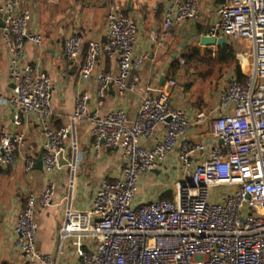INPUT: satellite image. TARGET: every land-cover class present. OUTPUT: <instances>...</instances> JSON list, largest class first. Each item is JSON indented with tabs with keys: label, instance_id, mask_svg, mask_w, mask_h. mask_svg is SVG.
Returning a JSON list of instances; mask_svg holds the SVG:
<instances>
[{
	"label": "built area",
	"instance_id": "2783aa9c",
	"mask_svg": "<svg viewBox=\"0 0 264 264\" xmlns=\"http://www.w3.org/2000/svg\"><path fill=\"white\" fill-rule=\"evenodd\" d=\"M23 2L0 1V30L10 53L14 86L9 104L17 124L28 115L37 118L44 138L45 172L52 176L61 168L59 155L65 156L70 139L76 146V127L85 121L92 126L96 158L103 147L121 150L124 156L120 177L100 183L89 210L67 208L55 256L38 250L36 221L37 206L46 210L53 204L54 179H48L39 200L34 194L28 196L15 226V247L25 264H61L65 244L72 237L78 264H264V0H225L210 31L209 36L249 44L238 54L242 77L228 83L219 113L210 121V135L217 141L212 148L189 138L190 130L210 116L200 111L190 119L174 107L175 81L158 90L145 89L133 121L123 108L91 114L90 97L82 93L70 123L53 128L52 78L24 64L26 44L41 48L43 36L32 29V15ZM200 5L201 0H180L169 6L161 39L176 26L197 19ZM106 23L105 38L87 44L81 77L90 79L101 58H117V73L97 75V92L103 98L113 85L124 98L139 89L137 71L146 56L135 54L138 25L114 3L109 5ZM84 42L79 32L68 37L66 56L71 60L82 56ZM159 126H164L162 138H156ZM143 139L153 145L142 146ZM25 145L24 133H1L0 162L13 163ZM174 154L184 179L176 183L173 199L135 204L141 179L160 171ZM25 163L28 172L37 164L33 158ZM219 188L227 190L217 193Z\"/></svg>",
	"mask_w": 264,
	"mask_h": 264
},
{
	"label": "crops",
	"instance_id": "0c3cea01",
	"mask_svg": "<svg viewBox=\"0 0 264 264\" xmlns=\"http://www.w3.org/2000/svg\"><path fill=\"white\" fill-rule=\"evenodd\" d=\"M177 1L180 0H24L23 8L32 15V29L43 36L41 48L32 43L26 44L24 64L44 71L52 78L53 128L58 129L70 123L76 98L82 93L90 97L91 114L97 112L106 115L123 108L133 121L140 109L145 89L158 90L168 82L175 81L171 96L173 106L184 110L190 119L200 111H206L210 116L205 124L190 130L189 138L209 148L217 144L210 135V121L219 113L220 97L228 86L222 85L223 80L228 79L223 75L220 79L212 80L219 47L203 46L200 41L203 36H209L211 29L218 23V10L225 0H201L199 17L176 26L162 40L165 11ZM111 3L116 4L122 14L138 25L135 54L146 56L143 66L137 71L140 77L139 89L124 98L119 96L113 85L107 89L103 98L97 92V75L101 71L117 73V58H101L90 79L81 77L88 42L105 38L106 16ZM77 32L85 36L84 54L71 60L65 54L64 44L68 37ZM153 35L157 39L154 40ZM194 49L199 51L198 58L202 63L193 65L186 62L185 56ZM10 66V53L0 30V134L24 133L26 136V145L16 160L9 165L0 162V264H25L24 255L15 247V226L28 196L34 194L39 200L48 179H54L57 188L52 206L46 210L39 206L36 208L38 250L53 255L57 252L59 242L58 221L64 220L67 208L71 206L76 211L89 210L100 183L120 177L124 156L121 150L103 147L101 156L96 158L92 126L85 121L76 127V146L73 138L66 145L64 157L70 162L75 159L74 165L63 166L52 176L43 167L39 168L38 163L44 152L43 133L33 115L24 117L20 124L15 122L14 109L9 104L14 88ZM163 136L164 126H159L156 138ZM141 145L151 147L153 141L143 139ZM27 158L37 162L29 172L26 171ZM168 171L177 172L175 185L184 179L177 154L170 156L160 171L143 177L139 187L152 176L158 177ZM156 190L159 198L167 192L172 193L169 188L159 186ZM74 239L72 237L65 244L61 264H78Z\"/></svg>",
	"mask_w": 264,
	"mask_h": 264
},
{
	"label": "rangeland",
	"instance_id": "374dc122",
	"mask_svg": "<svg viewBox=\"0 0 264 264\" xmlns=\"http://www.w3.org/2000/svg\"><path fill=\"white\" fill-rule=\"evenodd\" d=\"M235 50L238 54L248 50L249 45L246 42H236L234 43ZM237 63L240 65V61L238 56L236 55ZM235 66H217L215 68V76L212 78V80H216V78L220 79L223 75H226L227 79L223 80L222 85H228V83L235 77ZM222 82V81H221ZM176 172V171H175ZM171 172L168 171L166 173H162L160 176H152L150 179H147L144 181V183L139 187L137 198L135 200V204L145 203V202H151L155 199L159 198V195L157 194V187H164L169 188L172 190V193L175 191V182L178 179L177 172ZM226 188H219L217 190V193L219 191H226Z\"/></svg>",
	"mask_w": 264,
	"mask_h": 264
},
{
	"label": "trees",
	"instance_id": "16d2710c",
	"mask_svg": "<svg viewBox=\"0 0 264 264\" xmlns=\"http://www.w3.org/2000/svg\"><path fill=\"white\" fill-rule=\"evenodd\" d=\"M236 54L237 51L235 50L234 44L230 45H224L222 47L218 48V58L216 60V65L217 66H230L234 65L235 66V73L237 77L241 78L242 77V72H241V67L237 63L236 60ZM199 51L197 49L192 50L189 52L185 57H186V62L192 63L193 65L196 63H202L203 61L198 58ZM212 70H210V73ZM162 199H168L172 200L173 195L171 192H167L161 196Z\"/></svg>",
	"mask_w": 264,
	"mask_h": 264
},
{
	"label": "water",
	"instance_id": "95a60500",
	"mask_svg": "<svg viewBox=\"0 0 264 264\" xmlns=\"http://www.w3.org/2000/svg\"><path fill=\"white\" fill-rule=\"evenodd\" d=\"M200 43L203 46L214 45V46H217V47H222L224 45H230V44H232V42L228 39L227 36L218 37V38L217 37H212V36H203L201 38ZM58 160H59L60 167L74 165V163H75V159H73L72 162H70L69 160H66L63 153H61L59 155ZM38 167L39 168H42L43 167L42 158H41V160L38 163ZM63 221L64 220H62V219H60L58 221V230L62 226ZM55 254L56 253H54L53 256H55Z\"/></svg>",
	"mask_w": 264,
	"mask_h": 264
}]
</instances>
